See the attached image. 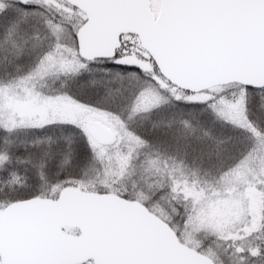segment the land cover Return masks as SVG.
Masks as SVG:
<instances>
[{"label": "snow or ice", "instance_id": "6c2138e0", "mask_svg": "<svg viewBox=\"0 0 264 264\" xmlns=\"http://www.w3.org/2000/svg\"><path fill=\"white\" fill-rule=\"evenodd\" d=\"M0 264H264V0H0Z\"/></svg>", "mask_w": 264, "mask_h": 264}, {"label": "trees", "instance_id": "16d2710c", "mask_svg": "<svg viewBox=\"0 0 264 264\" xmlns=\"http://www.w3.org/2000/svg\"><path fill=\"white\" fill-rule=\"evenodd\" d=\"M32 178L30 177V180H31Z\"/></svg>", "mask_w": 264, "mask_h": 264}]
</instances>
